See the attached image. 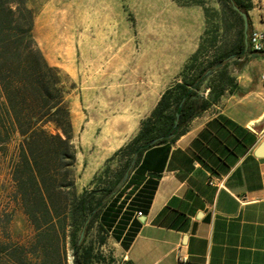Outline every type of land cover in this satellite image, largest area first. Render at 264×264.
<instances>
[{
  "label": "trees",
  "instance_id": "1",
  "mask_svg": "<svg viewBox=\"0 0 264 264\" xmlns=\"http://www.w3.org/2000/svg\"><path fill=\"white\" fill-rule=\"evenodd\" d=\"M178 1L204 10L197 49L137 134L106 160L91 187L78 189L69 76L40 47L31 0H0V149L15 142L11 195L31 227L25 241L0 239V264H110L114 256L102 250L109 237L129 246L142 223L136 212L146 214L156 187L155 180H145L142 156L174 142L193 118L233 91L230 63L254 52L250 17L247 44L241 13L249 15L252 0H216V6ZM203 85L210 88L207 96L199 92Z\"/></svg>",
  "mask_w": 264,
  "mask_h": 264
},
{
  "label": "crops",
  "instance_id": "2",
  "mask_svg": "<svg viewBox=\"0 0 264 264\" xmlns=\"http://www.w3.org/2000/svg\"><path fill=\"white\" fill-rule=\"evenodd\" d=\"M122 1L112 20L116 24L118 13H124ZM252 2V30L264 31V0ZM49 5L54 6L55 0L43 4L35 23L48 60L39 17ZM193 8L201 14L196 31L190 17ZM149 12L164 14L150 22L164 29L170 61L175 63L173 69L178 67L163 93L179 81L184 63L197 49L205 15L201 6L178 0L150 4ZM73 46L69 42L68 54L60 48L61 59L76 54ZM238 62L229 65L233 91L227 89L193 118L174 142L148 149L142 156L145 180L156 181L151 204L146 214L136 212L142 223L128 247L114 239L119 247L110 264H178L182 257L188 264H264V50ZM209 91L205 85L199 90L205 96ZM212 179L223 180L224 185L212 184Z\"/></svg>",
  "mask_w": 264,
  "mask_h": 264
},
{
  "label": "rangeland",
  "instance_id": "3",
  "mask_svg": "<svg viewBox=\"0 0 264 264\" xmlns=\"http://www.w3.org/2000/svg\"><path fill=\"white\" fill-rule=\"evenodd\" d=\"M165 1L124 0L118 24L112 20H116L120 0H55L39 17L49 61L69 76L67 99L75 133L78 189L92 186L106 160L137 134L141 120L150 114L172 74L175 77L178 67L173 69L175 63L170 61L171 47L164 43V29H156L150 22L164 14L149 12V5ZM206 1L217 5L216 0ZM44 3L48 0H31L36 15ZM190 17L196 31L200 9L193 8ZM69 42L77 52L71 59H61L58 52L61 48L60 52L68 54ZM14 152L15 142L5 151L0 149V239L25 241L31 227L11 195ZM111 165L114 168L115 162ZM118 247L109 237L102 250L108 256L116 255Z\"/></svg>",
  "mask_w": 264,
  "mask_h": 264
},
{
  "label": "built area",
  "instance_id": "4",
  "mask_svg": "<svg viewBox=\"0 0 264 264\" xmlns=\"http://www.w3.org/2000/svg\"><path fill=\"white\" fill-rule=\"evenodd\" d=\"M250 45L254 51L261 52L264 50V31L253 30L250 35ZM263 88H264V72L262 73ZM212 184L218 183L219 186H223V180L216 182L214 179L210 181ZM139 216L143 215L142 211L137 212ZM181 261H186L185 258H181Z\"/></svg>",
  "mask_w": 264,
  "mask_h": 264
},
{
  "label": "water",
  "instance_id": "5",
  "mask_svg": "<svg viewBox=\"0 0 264 264\" xmlns=\"http://www.w3.org/2000/svg\"><path fill=\"white\" fill-rule=\"evenodd\" d=\"M237 8H238V7H237ZM241 13H242V15H243V17H244V20H245L246 42H247V44H248V36H249L248 31H249V26H250V24H249V15H248V13H246V12H244V11H241ZM176 126H177V124H176ZM154 142H155V141H154ZM133 164H134V162L132 163L130 169L133 168V166H134ZM128 176H129V171L126 173V175H125V179H127ZM142 220H143V219H142ZM84 235H85V232L83 231L82 234H81V238H80V240L83 239Z\"/></svg>",
  "mask_w": 264,
  "mask_h": 264
}]
</instances>
